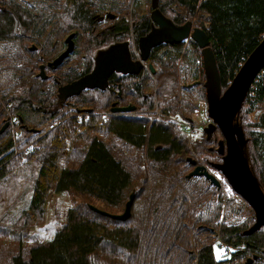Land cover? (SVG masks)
<instances>
[{"label":"trees","instance_id":"16d2710c","mask_svg":"<svg viewBox=\"0 0 264 264\" xmlns=\"http://www.w3.org/2000/svg\"><path fill=\"white\" fill-rule=\"evenodd\" d=\"M158 3L175 25L195 14L208 20L206 26L196 25L207 33L221 90L264 34V0ZM129 8L128 3L119 8L115 0H0V41L20 48L18 88L3 93L0 85V127L10 119L0 133V184L17 181L5 193L10 197L16 184L26 180L30 194L23 208L11 205L10 197L0 209V255L5 256L0 264H235L254 252L261 255L257 264H264V226L241 233L254 212L250 220L232 226L213 220L212 210L220 208L216 203L211 202L208 218L198 212L207 193L219 188L209 181L205 188L195 183L203 175L188 176L194 167L190 160L220 162L216 144L209 142L216 143L222 134L215 129L207 137L203 131L194 133L195 126L184 128L195 109L193 99H205L196 41L188 40V54L182 50L185 63L199 59L188 67L191 83L177 82L181 43L151 49L146 64L154 71L144 66L137 74L113 73L108 88H89L66 101L57 100L53 80L33 71L62 51L71 32L74 48L54 71L58 82L85 74L93 64V51L113 38L132 41L134 56L137 37L149 32L152 20ZM103 13L113 17L97 19ZM246 92L238 118L250 166L264 189V67ZM113 101L131 103L134 111L111 113ZM252 111L253 120L248 118ZM131 189L135 194L127 220L102 216L87 204L70 205L52 238L31 232L44 220L51 191L93 196L116 213ZM204 232L213 235L200 239ZM217 240L231 248L229 256L217 257Z\"/></svg>","mask_w":264,"mask_h":264},{"label":"water","instance_id":"95a60500","mask_svg":"<svg viewBox=\"0 0 264 264\" xmlns=\"http://www.w3.org/2000/svg\"><path fill=\"white\" fill-rule=\"evenodd\" d=\"M150 8L148 16L153 24L150 31L137 37L136 44L138 47V59L133 60L130 56L128 41H114L107 48L98 49L93 56L94 64L86 74L74 78L70 82L59 84L56 94L58 100L77 94L86 88L106 87L107 78L112 72L117 71L121 74L139 73L143 66L144 60L149 58L150 50L164 42L177 44L184 38L196 41L199 46L202 57L203 86L206 104L208 107V116L210 122L202 128L204 134L210 137L211 132L215 129L222 134V137L216 142V150L220 155V162L211 163L215 172L207 170L203 163H196L191 159L195 166L187 172L188 176L195 174L203 175L209 182L220 187L219 177L230 188L239 195L254 212L253 221L250 226L242 230V234L248 235L256 229L264 226V189L257 180L256 173L251 168L250 159H248V148L246 146V136L242 129L241 120L238 113L242 108V102L246 98L247 89L256 77L257 73L264 67V34L261 35L257 45L248 52L246 58L240 64V68L233 74L227 87L221 90L219 80V70L215 65V55L212 52L210 41L208 40L205 29L196 25H191V20L180 24H173L171 19L159 11L158 0H149ZM74 33L68 34L65 39V48L50 59L47 64L50 68L58 66L65 57L73 50ZM34 47H30L31 49ZM39 66L41 74L42 67ZM150 67V66H149ZM42 75V74H41ZM133 105L113 106L109 111H121L127 113ZM10 119L5 121L0 127V133L5 131ZM135 190L131 189L124 208L117 212L103 210L96 204H87L90 209L98 212L102 216H109L115 220H127L130 216L133 195ZM255 255H253L254 257ZM251 258H247L244 264H249Z\"/></svg>","mask_w":264,"mask_h":264},{"label":"rangeland","instance_id":"374dc122","mask_svg":"<svg viewBox=\"0 0 264 264\" xmlns=\"http://www.w3.org/2000/svg\"><path fill=\"white\" fill-rule=\"evenodd\" d=\"M116 6L119 8H123L126 3L130 4L131 12H135L138 14H149L150 3L149 0H115ZM40 6V5H38ZM129 6V5H128ZM183 11V10H182ZM191 25H196V23L202 26L207 25V21L205 18H199L198 15H194L191 17ZM197 26V25H196ZM127 41L129 39H126ZM131 40V39H130ZM189 42L188 39H183L182 45H180L181 51L178 53V59L176 61V66L179 69V74L177 78L178 84L184 83L185 77H187L188 82L191 81V73L189 70V66L193 63L195 65L197 62V58H194V61L192 58L189 59V62L185 63L183 51L185 50V53H189ZM97 49L93 51V54L96 53ZM20 48L17 47L13 42L0 41V85L2 92L5 93L9 89L15 87L18 88V80L20 79L19 72L16 71L15 67L18 66V63L20 62L19 58ZM34 72L38 71L37 67L34 68ZM49 72V70H48ZM51 77V75L48 76V78ZM49 78L48 80H50ZM182 91V90H181ZM179 92V95L181 97V93ZM153 109L156 110V107ZM157 111V110H156ZM254 111L250 112L248 114V118L253 120ZM202 131L201 127H196L194 129V133H200ZM222 136V135H221ZM221 138L220 136H218ZM213 141L209 142V146L214 145ZM196 161V160H195ZM200 163H203L202 161H199ZM198 162V164H199ZM207 170H210V172L216 173L215 170L212 169L211 165L203 163ZM195 166V165H194ZM217 175V173H216ZM223 176L219 177V192L214 191L207 193V196L202 200V203L198 206V212L202 215L204 218H208L210 213V206L211 202L216 203L219 207L216 209L214 208L212 210V215L215 217L213 220L217 219V222L220 223V225H224V223L232 226L237 225L240 223L245 222L247 219H249L252 209L248 206L247 202L244 201L239 195L235 194V192L230 188V186L226 183L225 180H223ZM13 178L10 179L8 183H2L0 184V192H3L5 200L0 201V209L4 206V202L6 203L7 200H9L10 197L13 199L11 200V205L14 203L18 206L23 208L24 205H26L27 200L30 198V194L27 189V182L26 180L22 182V184H16V189L12 190L11 196L9 197L7 194V190L10 187V184L15 185L17 181H13ZM205 177L199 176V180H196L195 183H197L199 186L204 187L207 183ZM205 188V187H204ZM9 193V192H7ZM50 198L47 201V208L46 212H44V220L41 224H38V226H35L34 228H31V232L36 234L37 236L44 237L46 239L52 238V236L55 233V230L60 227L61 223L64 221V211L67 209L68 206L72 205V207H75L77 205L84 206L85 204H96L99 208H106L104 204L99 202L96 198L93 196L86 197L83 194L77 193V194H71V193H64L58 194L56 191L50 192ZM15 196V197H14ZM1 197V195H0ZM1 200V199H0ZM208 203V204H207ZM10 205V206H11ZM138 209L140 208V205H137ZM123 206H120L115 212H119L123 209ZM8 209V208H7ZM212 209V207H211ZM218 213V214H217ZM250 220V219H249ZM248 220V221H249ZM111 226V225H109ZM219 229V228H216ZM217 233L216 231L213 232V234ZM213 234L209 233H202L200 234V239H208L211 238ZM43 238V239H44ZM214 238V237H213ZM193 240V239H192ZM219 243H215L213 246L214 253L219 257L220 259L225 258L229 256L230 254V247L223 248L221 242L218 240L216 241ZM196 241H192L193 247L196 246ZM225 253V254H224ZM259 253V252H258ZM248 257L243 255L242 257L235 259V264H244V261H246L247 258L253 257V255L250 256V253L247 254ZM5 256L0 255V260H4ZM8 264V262L6 263Z\"/></svg>","mask_w":264,"mask_h":264},{"label":"flooded vegetation","instance_id":"af4514ba","mask_svg":"<svg viewBox=\"0 0 264 264\" xmlns=\"http://www.w3.org/2000/svg\"><path fill=\"white\" fill-rule=\"evenodd\" d=\"M105 17H109V18H112L113 17V14H109V13H103V14H100V15H98L97 16V19H103V18H105ZM153 24V22H151V25ZM150 28H151V26H150ZM149 31H150V29H149ZM185 39H188L189 40V38L187 37V38H185ZM124 40H126V39H124ZM124 40H122V41H124ZM114 41H118V39H115V38H113L112 40H111V42L110 43H108L107 45H105V46H103V47H100V48H98V49H102V48H107L112 42H114ZM183 41V40H182ZM182 41H180V42H178V43H181L182 44ZM118 42H121V41H118ZM177 43V44H178ZM130 44L133 46V44H132V41H130ZM130 44H129V41H128V45H129V48H130ZM177 44H172V43H168V42H164V43H162V44H160V45H177ZM34 45V44H33ZM159 45V44H158ZM159 45V46H160ZM31 46H32V44H31ZM31 46H29V48L31 47ZM64 46V48H65V45H63ZM157 46V45H156ZM134 47V46H133ZM155 47V46H154ZM63 48V49H64ZM31 49V48H30ZM32 49H35V45H34V47L32 48ZM31 49V50H32ZM62 49V50H63ZM131 50V49H130ZM130 50H129V52H130ZM98 51V50H97ZM151 51V50H150ZM95 54V53H94ZM94 54H93V56H94ZM150 54V53H149ZM93 56H92V59H93ZM130 56L133 58V60H136V59H138V47H137V44H136V47H135V54H134V56H132V54H131V52H130ZM150 57V56H149ZM41 61H42V56L39 54V57H38ZM53 58V57H52ZM51 58V59H52ZM65 58H67V57H65ZM64 58V59H65ZM149 59V58H148ZM147 59V60H148ZM50 59H46L45 61H42V62H40L39 64H38V66H37V69H38V71H36L35 72V74H37L41 79H44V80H46V79H49V78H51V80H53V82H54V84H55V90H56V92H55V96H56V94H57V92H58V88H59V84H63V83H65V82H70V81H72V80H70V81H60V82H58L57 81V78H56V73H54V71H55V69H56V67L55 68H50L49 67V65L47 64V62L49 61ZM147 60H144V63H143V66L142 67H144V66H146L147 68H149L151 71H154L153 69V67H151V64H146V62H147ZM93 64H94V60H93ZM41 65H44L43 67H42V70H41V74H38L39 73V66H41ZM59 66V65H58ZM150 66V67H149ZM92 67V66H91ZM141 67V68H142ZM140 68V69H141ZM140 69H139V71H140ZM48 70H49V72H48ZM90 70V69H89ZM87 72V71H86ZM113 73H116V76H120L121 77V75H125V74H127V73H125V74H121L120 72H117V71H114V72H112V74ZM86 74V73H85ZM112 74L109 76V77H111L112 76ZM49 75H51V77H49L48 78V76ZM82 75H84V74H82ZM82 75H79V76H82ZM78 77V76H77ZM76 77V78H77ZM109 77L107 78V83H106V87L108 88L111 84H110V81H109ZM105 87V88H106ZM92 88H94V87H92ZM105 88H103V89H105ZM86 89H89V88H86ZM86 89L85 90H83V91H86ZM98 89V88H97ZM121 89V84L118 82L117 83V85H116V88H115V91L117 92V94L120 92L119 90ZM83 91H80V92H83ZM79 92V93H80ZM78 94V93H77ZM73 95H76V94H73ZM72 95V96H73ZM72 96H69V97H66V98H64L63 99V101H66L68 98H70V97H72ZM56 98H57V96H56ZM200 99H202V98H200ZM58 100V99H57ZM59 101H62V100H59ZM127 104H129V105H133V104H131V103H126L125 105H121V104H119V103H117L116 101H113V103L110 105V107H109V109L111 108V107H113V106H121V107H123V106H126ZM81 109V108H80ZM90 108H88V110H89ZM81 110H84V108H82ZM76 111H78V109H76ZM109 111V110H108ZM130 111H134V105H133V108L132 109H130ZM130 111H127V113L128 112H130ZM79 112V111H78ZM87 112V111H86ZM109 112H111V111H109ZM114 112H116V113H121V111H114ZM114 112H111V113H114ZM127 113H121V114H127ZM9 119V118H8ZM187 121L189 122V116H188V119H187ZM13 123V122H12ZM8 124H9V122H8ZM24 126V127H26V125L21 121V123H20V126ZM8 127V126H7ZM47 127H50L49 126V124H48V126ZM29 129V128H28ZM35 129H36V127H35ZM34 128H32V129H30L31 131H33V130H35ZM217 142V141H216ZM253 255H255L254 257H252V259H251V261H250V263L249 264H257V262H258V259L259 258H261V255H259V253L258 252H254L253 253Z\"/></svg>","mask_w":264,"mask_h":264},{"label":"built area","instance_id":"2783aa9c","mask_svg":"<svg viewBox=\"0 0 264 264\" xmlns=\"http://www.w3.org/2000/svg\"><path fill=\"white\" fill-rule=\"evenodd\" d=\"M198 61L199 59L196 60V62ZM183 82L191 83L187 81V77H185V81ZM205 101L206 99H200V97L193 99L192 105H194L195 109L189 114V122L185 124V129L190 130L194 126L203 128L211 121L208 116V107ZM156 110L159 111L157 108ZM49 126L51 125L49 124Z\"/></svg>","mask_w":264,"mask_h":264}]
</instances>
